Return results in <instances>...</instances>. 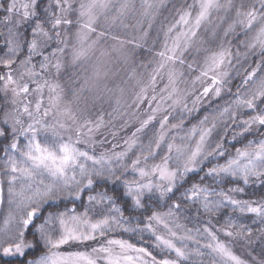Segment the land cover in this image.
Listing matches in <instances>:
<instances>
[{
	"label": "snow or ice",
	"instance_id": "obj_1",
	"mask_svg": "<svg viewBox=\"0 0 264 264\" xmlns=\"http://www.w3.org/2000/svg\"><path fill=\"white\" fill-rule=\"evenodd\" d=\"M0 4V91L10 93L11 104L0 125V208L8 206L0 219V264H29L30 254L31 264H246L233 245L264 242V139L252 140L223 165L210 169L208 175L223 182L222 188L198 184L185 195V201H199L206 212L220 213L215 225L206 221L188 228L179 223L181 203L176 211L149 210L142 198L153 188L147 182L149 175H159L170 184L175 175L164 165L150 172L139 160L132 167L140 180L126 184L132 205L143 213L135 223L131 217L125 219L128 202L122 207L108 192L96 191L91 179L76 195L77 200L87 195V210L61 207L63 201L57 203L55 193L80 185L89 164L96 172L112 171L113 159H125L126 153L97 158L62 139L67 121L75 117L61 107L63 89L52 74L64 70L62 58L71 34L76 37L71 49L76 63L94 47L96 41L89 43L90 37H103L107 29L124 25L134 5L131 0H0ZM241 103L252 115L241 135L247 138L257 126L264 131V111L255 98ZM260 103L264 104V95ZM102 125V118L85 121L78 135L90 136ZM42 131L55 139L45 141ZM207 134H200L201 143ZM89 189L93 194H88ZM45 201L47 205L41 207ZM116 232L139 233V241L146 233L152 250L115 238Z\"/></svg>",
	"mask_w": 264,
	"mask_h": 264
},
{
	"label": "clouds",
	"instance_id": "obj_2",
	"mask_svg": "<svg viewBox=\"0 0 264 264\" xmlns=\"http://www.w3.org/2000/svg\"><path fill=\"white\" fill-rule=\"evenodd\" d=\"M131 2L134 9L124 25L107 29L103 37L93 34L89 43L95 40L94 47L76 63L71 52L76 37L71 34L62 58L64 70L52 74L63 89L61 107L70 109L75 117L67 121L62 139L97 158L121 152L126 158L113 159L112 171L96 172L89 164L87 178L80 185L60 189L55 199L63 201L61 207L87 210V195L80 200L76 195L91 179L96 191L108 192L122 207L127 201L125 219L131 217L135 223L143 213L132 205L126 184L140 180L132 167L139 160L150 172L164 165L175 175L174 184L149 175L147 182L153 188L142 197L147 199L149 210L176 211V204L181 203L179 223L188 228H198L206 221L215 225L220 213H208L199 201L184 198L194 185L222 188L223 182L208 175L210 169L223 165L252 140L264 139L259 126L247 138L241 135L247 131L245 122L252 119L241 101L255 98L258 109L264 111L260 103L264 95V0ZM145 3L151 7H143ZM10 108L3 106L0 125ZM100 118L103 125L90 136L78 135L85 121ZM206 132L210 134L201 143L200 134ZM16 138H21L18 133ZM41 138L55 139L45 131ZM76 172L81 179L79 169ZM88 194H93L92 189ZM7 212V205L0 208V219ZM126 234L140 239L139 233ZM144 241L149 242L146 233ZM262 258L253 257L252 264H261Z\"/></svg>",
	"mask_w": 264,
	"mask_h": 264
},
{
	"label": "trees",
	"instance_id": "obj_3",
	"mask_svg": "<svg viewBox=\"0 0 264 264\" xmlns=\"http://www.w3.org/2000/svg\"><path fill=\"white\" fill-rule=\"evenodd\" d=\"M113 235L115 238L129 239L132 243H138L139 246L149 247V250H152L150 243H145V241H139L138 239H130L128 234L126 233L118 232L114 233ZM221 238L225 239L223 236H221ZM233 250L237 255L241 256L242 259L248 260L249 264H252L253 257L260 258L264 256V246L261 245L259 240H257L253 244H248L247 246H245L244 242L241 241L240 243L233 245ZM154 255H157L159 257L158 252H154Z\"/></svg>",
	"mask_w": 264,
	"mask_h": 264
},
{
	"label": "rangeland",
	"instance_id": "obj_4",
	"mask_svg": "<svg viewBox=\"0 0 264 264\" xmlns=\"http://www.w3.org/2000/svg\"><path fill=\"white\" fill-rule=\"evenodd\" d=\"M0 44H3V40L2 39H0ZM24 55H25V53L22 52L20 58L22 59ZM4 105H8L9 107H11V104H10V93L6 95L3 91H0V112L3 111V106Z\"/></svg>",
	"mask_w": 264,
	"mask_h": 264
}]
</instances>
